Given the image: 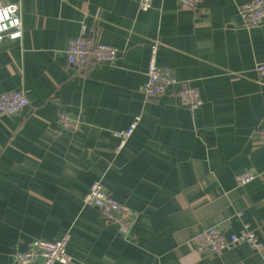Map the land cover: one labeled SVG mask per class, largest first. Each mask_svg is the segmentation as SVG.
I'll use <instances>...</instances> for the list:
<instances>
[{"label": "crops", "instance_id": "0c3cea01", "mask_svg": "<svg viewBox=\"0 0 264 264\" xmlns=\"http://www.w3.org/2000/svg\"><path fill=\"white\" fill-rule=\"evenodd\" d=\"M21 2V39L0 42V93L22 91L29 103L0 114V264L31 241L69 235L70 264L264 263V21L246 25L250 0H0ZM118 49L114 63L85 72L67 48L81 34ZM156 60L178 84L161 97L142 86L153 42ZM180 84L204 104H180ZM65 110L77 130L60 125ZM138 118L125 147L113 133ZM252 171L254 180L235 176ZM100 180L137 218L131 235L107 222L83 197ZM221 227L252 230L261 249L241 242L219 253L192 238Z\"/></svg>", "mask_w": 264, "mask_h": 264}, {"label": "built area", "instance_id": "2783aa9c", "mask_svg": "<svg viewBox=\"0 0 264 264\" xmlns=\"http://www.w3.org/2000/svg\"><path fill=\"white\" fill-rule=\"evenodd\" d=\"M200 0H180L188 8L194 9ZM152 0H140V7L147 10L151 7ZM21 2H9L0 5V42L5 39L17 40L22 38L23 22ZM240 15L246 25H258L264 21V0H250L240 7ZM85 26L82 27L81 34L72 38L67 48V61L69 66L77 72H85L90 67L98 63H114L119 51L116 47L89 38L84 35ZM160 42H153L151 54L146 72V81L142 86V91L146 97H161L178 84L175 71L170 66H161L157 63L156 56ZM256 70L264 76V61L259 62ZM176 93L181 105L192 111L197 110L203 104L200 91L188 84H180ZM29 100L22 91H11L0 93V114L16 115L26 105ZM58 119L62 128L77 130L80 121L71 112L62 110L58 114ZM138 118L132 124L113 133L118 140L115 152L119 153L126 145L128 139L134 132ZM259 136L264 142V127L259 129ZM256 174L252 171L243 172L235 176L236 182L240 185L247 184L254 180ZM83 202L87 206H93L100 210L107 222L118 226L123 237L131 235L137 214L127 204L117 200L110 194L105 185L100 180H95L90 185L87 193L83 197ZM69 235L50 241L35 239L30 242L28 249L18 251L15 259L18 264H70L73 261L68 252ZM193 244L201 251H212L219 253L224 249L231 248L241 242H247L255 248L261 249L263 244L259 242L256 234L245 228L239 234L227 236L221 227L213 226L205 228L192 238ZM264 264V263H263Z\"/></svg>", "mask_w": 264, "mask_h": 264}]
</instances>
